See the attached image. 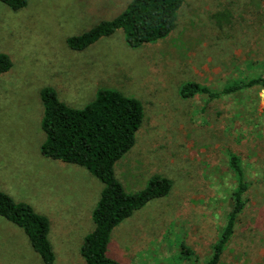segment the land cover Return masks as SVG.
I'll return each instance as SVG.
<instances>
[{"label":"rangeland","instance_id":"374dc122","mask_svg":"<svg viewBox=\"0 0 264 264\" xmlns=\"http://www.w3.org/2000/svg\"><path fill=\"white\" fill-rule=\"evenodd\" d=\"M26 1L18 11L0 2V54L12 63L0 75V191L48 219L54 264H84L80 249L103 186L86 168L41 154L46 87L76 109L101 89L143 106L115 176L129 194L155 176L171 189L113 229L110 258L205 264L231 209L229 148L240 154L249 186L219 264L264 262V90L213 101L179 94L189 81L220 89L241 72L264 76V0H182L163 39L132 48L118 30L82 51L67 38L114 19L131 0ZM0 264H43L24 232L2 217Z\"/></svg>","mask_w":264,"mask_h":264},{"label":"trees","instance_id":"16d2710c","mask_svg":"<svg viewBox=\"0 0 264 264\" xmlns=\"http://www.w3.org/2000/svg\"><path fill=\"white\" fill-rule=\"evenodd\" d=\"M0 2L13 11L27 5L26 0ZM181 5L182 0H131L114 19L102 21L80 35L67 38L66 44L71 50L82 51L118 30H122L127 45L132 48L158 41L174 29ZM11 67L9 57L0 54V75ZM241 74L220 89L189 81L182 84L179 94L183 98L203 95L208 101H213L247 92L256 95L264 90V76L252 75L249 78L247 74ZM41 100L44 109L41 129L45 135L40 147L41 154L52 160L86 168L103 186L91 215L94 230L84 237L80 249L84 264H120L107 255L113 229L147 203L166 197L171 189L170 180L155 176L144 190L129 194L115 176V163L135 143V134L144 116L143 106L137 99L105 89L98 90L95 98L82 109L72 108L62 102L50 87L41 91ZM252 129L250 134L263 132H254ZM235 138L240 142L237 136ZM225 153L234 184L229 193L231 209L205 264H219L234 236L237 219L247 204L249 184L243 160L232 149H226ZM0 217L24 232L43 264H54L55 255L48 238L50 225L44 215L36 213L25 203L13 201L0 191Z\"/></svg>","mask_w":264,"mask_h":264}]
</instances>
